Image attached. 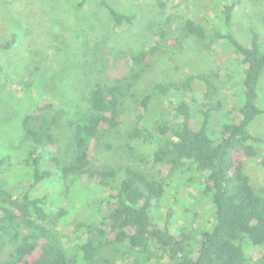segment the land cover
Here are the masks:
<instances>
[{"label":"trees","instance_id":"16d2710c","mask_svg":"<svg viewBox=\"0 0 264 264\" xmlns=\"http://www.w3.org/2000/svg\"><path fill=\"white\" fill-rule=\"evenodd\" d=\"M98 2L107 10L114 26L135 23L133 14L123 13L110 0ZM236 5L234 1L216 8L217 22L187 17L183 33L205 42L210 49L215 41L224 39L230 49L219 51V61L240 56L243 101L238 105V113L222 120L218 131L212 130L213 113L222 104L214 101L218 88L211 76L202 73L189 75L179 85L157 83L141 101L142 119L155 94L165 98L172 90L176 94L169 101L175 121L155 118L151 120V129L139 124L128 133L129 140L136 143L130 146L134 161L143 162L151 157L163 163L159 177L130 165L97 166L92 156L104 135L122 123L123 98L151 65L161 45L180 43L179 37L169 34L164 24L158 25L155 40L148 48L129 52L123 75L98 76L81 95L80 103L60 109V113L70 116L72 129L66 161L54 152L57 116L45 112L41 104L23 116L17 147L25 145L22 161L31 168V179L21 192L18 186L10 187V181L0 185V246L16 241L0 264H98L97 251L107 248L117 256L123 257L126 252L134 255L131 260L126 257L124 264H154L153 257H158L155 264H159L161 255L155 256L157 251L168 257V264H264L262 259L253 260L245 248L247 244L264 247V193L254 188L244 170V159L258 156L259 143L264 141V135L254 130L257 119L264 116V107L258 105L264 48L257 30L251 29V41L244 44L228 29ZM16 43L13 34L0 39V79L8 77L5 61ZM199 92L203 102L196 119L189 102L191 94ZM11 160V153L0 156V174L10 168ZM261 163L264 165V157ZM186 165L205 175L200 189L212 206V220L195 234L185 228L172 229L173 206L165 209L163 225L153 212L167 194L171 173ZM81 179L95 182L102 193L97 204L105 201L107 209L100 216V209L96 211L95 216L99 217L93 219L95 222L75 221L77 229L86 230L88 236L79 243V252L72 254L63 244L66 232L62 225L69 219L66 203L57 201L53 207L49 193H42L40 187L60 182L65 202L70 186ZM123 246L126 250H122Z\"/></svg>","mask_w":264,"mask_h":264},{"label":"rangeland","instance_id":"374dc122","mask_svg":"<svg viewBox=\"0 0 264 264\" xmlns=\"http://www.w3.org/2000/svg\"><path fill=\"white\" fill-rule=\"evenodd\" d=\"M80 1L0 0V39L11 34L17 38L5 61L8 77L0 79V156L12 155V165L0 174V185L10 181L9 186H18V192L31 179V168L22 161L25 145L17 147L23 116L38 104L46 108L45 112L57 116L58 122L53 128L56 138L54 152L66 161L71 150L72 129L70 116L60 113V109L80 103L81 95L89 90L98 76L113 78L123 75L129 52L148 48L155 40L154 31L158 30V25L164 24L165 30L172 36H178L180 43L161 45L151 65L128 88L121 103L122 123L104 135L101 145L93 153L92 159L97 166L117 168L130 165L159 177L163 163L155 162L151 157L143 162L134 161L130 146L136 143L128 137L129 131L139 124L151 129L152 119L176 120L169 102L176 95L174 90L168 98L160 93L155 94L143 118H140L141 101L157 83L179 85L189 75L207 74L218 88L214 101L222 104L213 113L212 130L218 131L222 120H229L238 113V105L243 101L240 56L219 61L216 55L221 50L227 52L230 44L224 39L218 40L210 49L205 42L183 33V23L187 17H203L217 22L219 13L216 8L237 1L228 29L244 44L251 41V29L257 30L264 48V0H110L123 13L135 16L133 25L125 23L117 27L98 0H85L82 4ZM190 99L193 117L199 119L202 94L193 93ZM258 105L264 107V73ZM254 130L264 135V116L257 119ZM262 157L264 141L259 143L258 156L244 159V170L254 188L264 193ZM204 176L190 165L171 173L167 194L153 210L160 225L164 224L168 206L174 208L171 221L174 230L185 228L195 234L196 230L209 224L212 206L210 199L200 189ZM61 188L60 182L53 181L41 186L40 191L49 193L53 207L57 201L66 203L69 219L62 225L66 232L63 244L69 252L77 254L79 243L87 239L88 232L78 230L75 221L85 219L95 222L96 217L107 208L105 201L97 204L102 193L93 181L77 180L70 186L65 202ZM99 209V216H95ZM15 244L16 241H8L1 245L0 259L7 258ZM245 248L253 260L264 261V247L247 244ZM122 250L126 248L123 246ZM158 255H161L159 264H168L166 255L157 251L155 256ZM126 257L131 260L134 255L126 252L123 257L117 256L111 248L100 249L96 253L98 264H124ZM157 258L153 257L151 262L155 264Z\"/></svg>","mask_w":264,"mask_h":264}]
</instances>
